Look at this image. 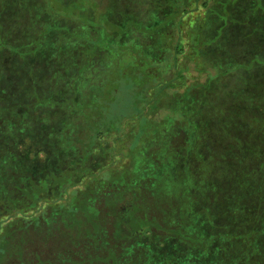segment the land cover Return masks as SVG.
Masks as SVG:
<instances>
[{"label":"trees","instance_id":"trees-1","mask_svg":"<svg viewBox=\"0 0 264 264\" xmlns=\"http://www.w3.org/2000/svg\"><path fill=\"white\" fill-rule=\"evenodd\" d=\"M126 1L0 0V264H264V0Z\"/></svg>","mask_w":264,"mask_h":264},{"label":"rangeland","instance_id":"rangeland-1","mask_svg":"<svg viewBox=\"0 0 264 264\" xmlns=\"http://www.w3.org/2000/svg\"><path fill=\"white\" fill-rule=\"evenodd\" d=\"M56 1H57L56 4L63 5V4L60 3V1H58V0H56ZM99 1L101 3V7H103L105 5H108L110 0H99ZM126 2H127L126 0H120V3L123 4V5H125ZM74 5L79 6V8H82L84 6H87V7L94 6L93 0H75L72 3H69V0H66V3L63 6H64V9L67 11V10H71V8ZM87 14H82V15L80 14L81 21H84V19H85L86 22L88 21L87 19L89 18V15H87ZM54 18L58 19L59 15H57L56 17L54 16ZM96 18L97 19H101V15L98 13ZM59 19H61V18H59ZM62 22H64V24H65L67 21H62ZM68 26H72V29L74 28V30L72 31V34H77L79 32H78V30L76 31V29L78 28L80 30L82 24H81L80 20H78V21L73 20L72 23L68 22ZM59 28H61V27H59ZM253 43H256V42H253ZM253 43H251V44H253ZM234 49L239 54L250 55V54L258 53V52H255L256 50H253V49L247 50V48H245V47H242V49H241L238 45H236ZM255 72L258 75V77L259 76H264V74L261 71H260V74H259L258 69H256ZM192 76L195 77V79L193 81H200V82H204L206 77H207L204 73L203 74H197L194 71H193V75ZM125 107L129 108V103L127 102V99H124V101H122L121 105L113 104V106H111V109L108 108V110L110 112H112V113L123 112L126 109ZM132 108L135 109V107H133L131 105V109ZM170 111L171 110L167 109V107H165L163 109L159 108L158 109V116H157L158 119L160 120L164 116L165 117L168 116V113ZM117 116H118V114L115 113V114H112L110 116L107 115L106 116V120H104L103 118H100V119H102V122L106 123L105 124L106 129L112 127V129L118 130V132H119L118 136L116 135L117 132H114L115 136H113V134L111 135L110 133H106V135H104L103 138H102L105 146H110L111 145V148H110L111 151H108V154H109L108 158L109 159H107L108 160L107 162L115 163L117 161L118 157H120V159H123L125 161L126 160V156H132V155H135L136 158H139L140 155H141V150L140 149L148 142L147 140L151 136V134H146V133L143 134V136H144L143 139L142 140L140 139V142L138 143L141 146H140L139 149H136L135 147H138V146L134 145V144L136 143V140H137L136 136H138V135H133V137L131 138V134H129V131H130L129 128L131 127L130 124L128 126H126L125 124H123V122L122 123L121 122H117L116 121ZM113 117H115V118H113ZM144 119H145V122L148 123L149 121L152 120V117H148V115H146V116H144ZM129 122H131V121H129ZM134 123L137 124L136 122H134ZM100 129L103 130L104 127L103 128L101 127ZM134 129L135 130H131V131H133L134 133L138 132L137 126H135ZM139 130H141V129H139ZM149 130H152V129H149ZM157 130H159V129H157ZM149 139H152V138H149ZM95 157H96L95 158V162L97 163V160H98L97 157H99V155L96 154ZM115 178H118V176H116ZM4 225H6V224H4ZM179 257H185V256H179ZM182 260H183V258H182ZM189 260L185 259L184 260V264H192L191 261H189ZM159 264H162V263H159Z\"/></svg>","mask_w":264,"mask_h":264}]
</instances>
